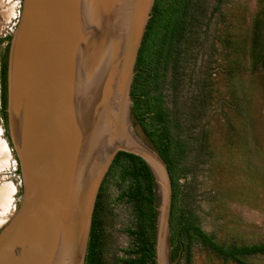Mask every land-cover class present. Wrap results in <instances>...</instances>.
<instances>
[{
    "label": "water",
    "instance_id": "95a60500",
    "mask_svg": "<svg viewBox=\"0 0 264 264\" xmlns=\"http://www.w3.org/2000/svg\"><path fill=\"white\" fill-rule=\"evenodd\" d=\"M154 3L22 0L3 112L22 197L0 230V264H85L97 196L120 152L152 174L155 263L170 264V175L130 111Z\"/></svg>",
    "mask_w": 264,
    "mask_h": 264
},
{
    "label": "rangeland",
    "instance_id": "374dc122",
    "mask_svg": "<svg viewBox=\"0 0 264 264\" xmlns=\"http://www.w3.org/2000/svg\"><path fill=\"white\" fill-rule=\"evenodd\" d=\"M21 8L22 0H0V68ZM178 51L158 93L166 110L177 114L186 150L176 190L179 226L192 225L228 250L264 245V0H222L220 5L195 0L191 27ZM0 141L7 146V153L0 152V190L6 195L0 202L1 230L22 197L1 85ZM129 186L117 175L103 181L98 193L91 225L98 264L137 258V215L126 195ZM173 196L171 183L170 264H238L199 241L190 243L186 235L178 245L172 243ZM238 260L264 264V254Z\"/></svg>",
    "mask_w": 264,
    "mask_h": 264
},
{
    "label": "trees",
    "instance_id": "16d2710c",
    "mask_svg": "<svg viewBox=\"0 0 264 264\" xmlns=\"http://www.w3.org/2000/svg\"><path fill=\"white\" fill-rule=\"evenodd\" d=\"M194 2L195 0H155L136 62L130 92L131 115L140 132L165 163L170 175L174 190L171 216L172 243L178 245L182 236L186 235L190 243L199 241L224 259L241 264L239 256L264 254V245L228 250L215 244L192 225L179 226V217L176 216L175 206L178 198L176 190L186 150L184 142L178 136L177 114L166 110L158 88L163 84L162 78L167 66L178 58L182 36L191 27ZM221 2L222 0H218L219 5ZM6 74L7 62L4 60L0 68L1 102L4 113ZM117 175L122 180L128 179L130 182L126 195L129 202L134 204L137 215V230L133 233L137 242L133 254L137 258L127 264H156L154 239L156 197L152 174L139 157L120 152L113 160L104 182ZM97 260L98 252L91 229L85 264H98Z\"/></svg>",
    "mask_w": 264,
    "mask_h": 264
},
{
    "label": "crops",
    "instance_id": "0c3cea01",
    "mask_svg": "<svg viewBox=\"0 0 264 264\" xmlns=\"http://www.w3.org/2000/svg\"><path fill=\"white\" fill-rule=\"evenodd\" d=\"M6 148H7V146L4 145L3 141H0V152L1 153L3 152L5 154V152L7 151ZM4 154H2V155H4ZM7 195H9V194H7ZM5 199H6V195H5L4 191L0 190V202L6 201Z\"/></svg>",
    "mask_w": 264,
    "mask_h": 264
}]
</instances>
